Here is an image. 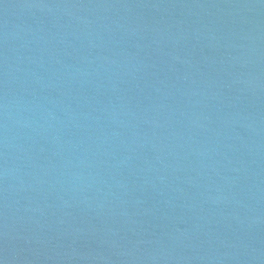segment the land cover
<instances>
[{
  "label": "water",
  "instance_id": "95a60500",
  "mask_svg": "<svg viewBox=\"0 0 264 264\" xmlns=\"http://www.w3.org/2000/svg\"><path fill=\"white\" fill-rule=\"evenodd\" d=\"M0 264H264V0H0Z\"/></svg>",
  "mask_w": 264,
  "mask_h": 264
}]
</instances>
